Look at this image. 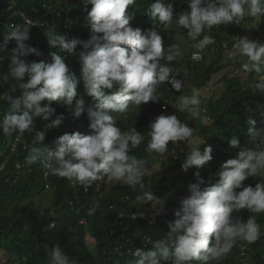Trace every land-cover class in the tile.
Segmentation results:
<instances>
[{
    "label": "clouds",
    "instance_id": "9594fccd",
    "mask_svg": "<svg viewBox=\"0 0 264 264\" xmlns=\"http://www.w3.org/2000/svg\"><path fill=\"white\" fill-rule=\"evenodd\" d=\"M136 2L81 0L83 5L92 6L85 18L86 26L91 30L90 38L86 41L72 39L82 25L81 16H73L80 17L81 24L68 37L56 30L47 33L49 47L56 50L50 53H42L26 43L30 39V26H9L0 42V63L10 59L9 73L3 80L16 82L20 94L14 96L5 92L0 96L9 105L0 116V132L11 143L14 134H18L19 139L25 132H33L36 118L48 121L43 130L35 132L25 157L26 166L41 164L48 174L66 178L74 187H82L85 191L105 177L113 184H124L134 191L139 189L141 194L136 196L137 203L151 204L154 215H160L163 201L151 189L145 190L144 180L151 177L153 171L146 159L131 154L133 150L145 142L146 136V151L161 156L168 152L170 143H188L191 147L184 154L181 165L187 172L193 166L200 168L211 161L212 148L208 145L201 151L200 146L205 140L195 139V128L175 114L157 116L150 122L146 135L135 127L122 131L117 125V114H122L126 120L128 114L139 109L142 103L158 102L162 98L158 92L161 84L169 83L177 92L185 88L177 68L169 66L183 58L180 45L172 43L165 48L162 36L155 29L141 30L130 26L133 17L127 15L126 10ZM186 3L188 10L175 13L171 4L155 0L147 7L146 14L158 18L165 27L175 23L187 30V36L195 42L193 47L197 50L192 53L194 61L202 60L205 49L216 43L215 37L208 33L218 30V26L241 25L246 18L259 20L264 14V0H186ZM12 41L16 46L8 56L3 55ZM78 45L81 50L77 52ZM58 53L77 57L79 77ZM33 54L37 57L44 54V59L50 54L51 62H36V59L26 62L25 58ZM228 56L233 61L239 60L247 73L258 75L255 89L264 94V42L235 37ZM81 80L86 94L96 102L95 107L85 108L83 99H75ZM45 100L48 104L41 106ZM52 102L74 109L76 118L86 112L91 134L65 133L53 141L55 149L44 144L46 132L59 127L65 119L63 114L56 115L55 108L50 106ZM201 103L199 90L192 88L190 94L180 96L177 108L206 124L207 117L201 115ZM248 123L255 125L251 118ZM248 132L251 147H241L235 138L230 141L232 147L240 150L222 164L217 183H211V177L206 182L199 172L195 173L196 183L188 185L190 195L181 201V207L174 213V221L168 222L166 236L151 242V250L135 249L132 255L140 257L135 264H160L161 261L219 264L238 242L252 244L260 238L256 215H250L246 221L235 215L240 210L264 213V180L256 181L255 187L243 183L252 177L264 178V128L253 126ZM99 207L98 201L93 202L86 215L94 216ZM144 215V212H138L132 219ZM51 261L52 264H75L59 246L52 248Z\"/></svg>",
    "mask_w": 264,
    "mask_h": 264
},
{
    "label": "trees",
    "instance_id": "16d2710c",
    "mask_svg": "<svg viewBox=\"0 0 264 264\" xmlns=\"http://www.w3.org/2000/svg\"><path fill=\"white\" fill-rule=\"evenodd\" d=\"M18 1V5L9 12L13 16L11 20H15L16 24H22L21 18L15 15L14 11L23 10L30 14V1ZM154 2L155 0H137L136 4L129 6L126 14L133 17L130 26L141 30L155 29L162 36L165 48L172 43L180 45L177 35L181 33L189 38L187 30L178 27L175 23L165 27L158 18L153 19L148 16L147 7ZM162 2L165 5L171 4L175 13L188 10L186 0H162ZM0 5L3 6V0H0ZM91 7V5H83L81 0H67L60 23L55 28L32 30L30 39L26 43L48 53L46 50L52 48L48 45L47 33L56 30L58 34L68 37L71 31L65 30L63 23L76 15L81 16L82 25L78 27L72 39L86 41L91 36V30L86 26L85 18ZM259 19L257 26L253 25L256 18H246L241 25H221L218 26V30L214 29L208 33L215 37L216 43L205 49L202 60L192 59V53L197 50L193 47L195 42L190 40L191 50L186 54L183 52L182 59L169 64L173 69L180 70V76L185 83L184 90L177 92L170 88L169 83H163L158 88V92L162 94L158 102L142 103L139 109L128 114L126 120L122 114H117V125L122 131L135 127L137 131L145 135L150 130V122L157 116L175 114L189 127L195 128V139L205 140V144L200 146L201 151L208 145L212 148L211 161L200 168L193 166L187 172L182 170L181 165L185 158L184 154L191 147L188 143L180 142L175 145L170 143L168 152L161 156L146 151V136L145 142L133 150L131 154L137 158L146 159L148 167L153 171V175L144 180L145 190L151 189L158 199L167 200V205L163 207L160 215H154L151 204L137 203L136 196L141 194L139 189L134 191L127 185L113 184L105 177L85 191L82 187L72 186L66 178L53 175L46 178L45 169L41 164L26 166L25 157L32 146L35 132L43 130L48 121L36 118L34 131L25 132L21 137L22 141L16 144H13L15 136L11 143L2 136L0 143V264H52V248L59 246L65 251L66 240L75 243L72 250L73 256H68L71 261H75V264H135V261L140 259L132 255L135 249L148 251L152 248V243L147 242L144 239L145 236L150 237L152 242L164 238L169 231L168 222L174 221V213L181 207V201L190 195L188 185L196 183L195 173L199 172L206 182L211 177V183H217L219 180L217 173L221 170L222 164L234 158L240 150L232 147L230 141L235 138L239 140L241 147H251L248 129L253 126L264 128V94L255 89L258 75L244 71L239 60L232 63L233 66L229 67L228 73L220 76L223 87L220 96L217 98L205 96V87L210 86L213 75H218L226 67L223 56L231 49L234 38H249L243 29L244 24L249 23L255 30L252 40L260 36L258 41L264 42V14H261ZM9 25L11 26V22L1 23L0 21V42ZM15 46L13 41L4 55L8 56ZM80 50L78 45L76 51ZM58 54L65 57L68 66L79 77L80 65L77 57L74 55L71 58L65 53ZM34 57V54L29 55L25 58L26 62L35 61ZM210 58L211 62L208 61ZM44 60L50 63V54H46ZM9 64L10 59H5V63L0 66V96L5 92H10L14 96L20 94L16 82L3 80V76L9 73ZM239 71L242 72L241 74L245 72L250 75L249 80L252 83L250 86L244 84ZM192 88L200 92L201 115L207 117L206 124L201 119H192L190 114L180 112L177 108L180 96L190 94ZM75 99H83L85 108L95 107L96 102L86 94L82 80L78 85ZM46 104H48L46 100L41 102V106ZM8 106L7 101L0 99V116L7 111ZM50 106L55 108L56 115L63 114L65 119L59 127L46 132L44 144L55 149L56 145L53 141L65 133L79 131L85 135L91 134L86 112L76 118L73 116L74 109L56 102H52ZM249 118L255 121V125L248 123ZM155 165H160L161 168L155 169ZM262 180L264 178L252 177L243 183L245 186L255 187L256 181ZM47 184H50L49 188ZM205 186H208L207 183ZM239 190L242 189L237 191ZM181 195L183 198L180 197ZM47 196L50 201L43 206L39 200ZM95 201L99 202L100 207L94 216L88 217L86 210ZM138 212H144V217L132 219ZM235 215L245 221L250 215H256L257 223L264 225V213L253 214L247 210H240ZM91 240L94 243H91ZM240 243L238 242L231 253L219 264H244L240 258ZM250 245L254 249L252 255L257 257L258 264H264V233L261 232L260 238ZM4 250L11 256L16 255L17 261H13L11 257L5 261L2 256ZM64 254L66 255L65 252ZM160 264H171V262L161 261ZM191 264H201V262L192 261Z\"/></svg>",
    "mask_w": 264,
    "mask_h": 264
},
{
    "label": "built area",
    "instance_id": "2783aa9c",
    "mask_svg": "<svg viewBox=\"0 0 264 264\" xmlns=\"http://www.w3.org/2000/svg\"><path fill=\"white\" fill-rule=\"evenodd\" d=\"M29 1H30L29 6H30V12H31L30 14H27V12L23 10L14 11V14L21 18L22 24H25L31 27L30 33L32 30L40 31L43 29L51 28V27L55 28L58 25L63 15V12L65 10V4L67 2V0H29ZM18 3H19L18 0H3V6L0 5L1 23L11 22V25L16 24L15 20H11L13 16L12 14H10L9 11L13 10L18 5ZM63 24H64L63 26L65 30L72 31L75 29L77 25L81 24V20H80V17L78 16L74 18L72 17L66 23L64 22ZM12 42L9 43L8 47L10 46ZM46 51L50 53V52H55L56 50L53 48V49H48ZM41 52L44 53L43 51ZM5 53H3V55ZM43 55L44 54H42L39 57L35 56L36 62H39L41 60L44 61ZM4 63H5V60L2 63H0V66H2ZM34 125L36 126L35 120H34ZM2 136L3 134L2 132H0V143L2 142ZM14 136H15V140L13 141V144H16L22 141L21 137L17 139L18 135H14ZM18 166L20 167L21 165L19 164ZM44 175L46 178H48L50 175L47 173L46 169L44 170ZM47 187L49 188L50 184H47ZM180 197L183 198L182 195ZM147 238L148 239L146 241L151 243L152 239L150 237H147ZM239 246H240V258L242 259L244 264H258L257 257H254L252 255V253L254 252V249L250 244L241 242Z\"/></svg>",
    "mask_w": 264,
    "mask_h": 264
},
{
    "label": "rangeland",
    "instance_id": "374dc122",
    "mask_svg": "<svg viewBox=\"0 0 264 264\" xmlns=\"http://www.w3.org/2000/svg\"><path fill=\"white\" fill-rule=\"evenodd\" d=\"M260 20V19H259ZM259 20H255L254 21V26H257V24H258V22H259ZM252 26H250L249 25V23L248 24H244L243 25V29H245V31H246V34H247V36H249V40H251V41H253V42H255V41H258L259 40V38H260V36H258L257 38H255L254 40H252L251 38H253L254 37V33H255V30H254V28H251ZM253 30V33L251 34V31ZM238 35H239V33H238ZM177 38H179V42H180V47H181V49H182V51L183 52H185V54L189 51V50H191V42H190V39L189 38H187L186 36H184L183 34H178L177 35ZM229 51H230V49H229ZM229 51H226L225 52V54H224V60H223V63L225 64V68H223L219 73H218V75H213V78H212V83L210 84V86L206 89V94H205V96H206V98H209V97H211V96H214V97H218V96H220V94H221V92H222V89H223V87H222V85H221V75L223 74V73H228V69H229V67H232L233 65H232V63H236V62H234L232 59H230L229 58V56H228V52ZM208 61H212V59L210 58ZM227 64V65H226ZM231 64V65H230ZM178 71H177V73H179L180 72V70L179 69H177ZM243 71V70H242ZM242 72L241 71H239V74H240V76H241V79L244 81V84H247V85H251L252 83L250 82V80H249V74H247V73H243V74H241ZM254 74V73H253ZM251 76H252V74H251ZM213 81L215 82V83H213ZM212 85V86H211ZM158 162H159V160L158 159H156ZM160 165H161V163H160ZM160 165H155L154 167H155V169H160L161 167H160ZM49 201H50V198L47 196V197H42V199L41 200H39V202H42L43 204V206L45 205V204H48L49 203ZM167 205V200H165V201H163V207H165ZM158 208H159V206H157ZM260 231L262 232V233H264V225H260ZM66 243H67V246H65V251H63V252H65L66 253V255L67 256H73L72 255V250H73V248H74V245H75V243L73 242V241H68V240H66ZM91 243H94L93 242V240H91ZM2 256H3V258L5 259V261H8L9 260V258L11 257V259L13 260V261H17V256L16 255H10L9 254V252H7V251H3V253H2Z\"/></svg>",
    "mask_w": 264,
    "mask_h": 264
}]
</instances>
